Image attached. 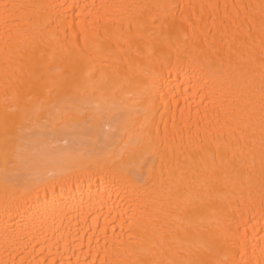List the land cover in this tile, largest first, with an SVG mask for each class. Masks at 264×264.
<instances>
[{
  "label": "bare ground",
  "instance_id": "1",
  "mask_svg": "<svg viewBox=\"0 0 264 264\" xmlns=\"http://www.w3.org/2000/svg\"><path fill=\"white\" fill-rule=\"evenodd\" d=\"M0 264H264V0H0Z\"/></svg>",
  "mask_w": 264,
  "mask_h": 264
}]
</instances>
